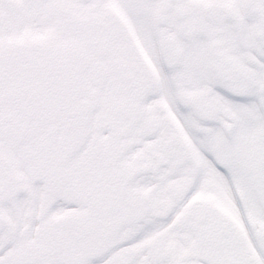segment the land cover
I'll list each match as a JSON object with an SVG mask.
<instances>
[{
    "label": "snow or ice",
    "instance_id": "obj_1",
    "mask_svg": "<svg viewBox=\"0 0 264 264\" xmlns=\"http://www.w3.org/2000/svg\"><path fill=\"white\" fill-rule=\"evenodd\" d=\"M0 264H264V0H0Z\"/></svg>",
    "mask_w": 264,
    "mask_h": 264
}]
</instances>
